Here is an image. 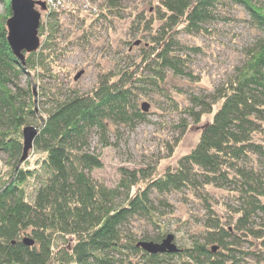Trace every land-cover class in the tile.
I'll list each match as a JSON object with an SVG mask.
<instances>
[{"label": "trees", "instance_id": "trees-1", "mask_svg": "<svg viewBox=\"0 0 264 264\" xmlns=\"http://www.w3.org/2000/svg\"><path fill=\"white\" fill-rule=\"evenodd\" d=\"M117 1L101 2L90 20L110 19L118 9ZM157 1L154 16L145 20L146 26L158 21L152 35L157 46L149 56L160 72L163 67L182 72L179 64L184 62L174 54L178 46L174 32L200 29L215 15L216 6L227 0ZM233 1L248 8L262 36L248 47L238 71L215 86L199 110L191 111L195 121L211 113L196 143L174 168L162 172L146 165L131 170L121 167L122 175L113 187L89 174L102 165L89 138L94 133L98 144L108 145L109 123L145 118L127 79L131 73L107 71L85 91L54 92L40 84L41 107L36 110L33 90L21 87L17 80L28 68L46 66L44 51L53 53L59 13L83 16L72 9L47 10L46 21L38 26V36H44V41L39 48L23 51V61L7 43V16L0 20V151L6 153L10 165L7 182L0 185V264H227L241 258V253H251L241 248V240L248 236L258 240L264 253V217L253 224L254 216L264 214V5ZM31 117L38 127L31 148L40 154L33 167H19L21 127ZM251 156L262 163L261 169L247 163ZM29 177L38 180L30 198L24 189ZM206 184L235 192L237 217L230 226L212 216L214 211L206 201L209 215L203 232L174 252H147L125 230L132 216H142L158 230L140 238L160 240L167 232L161 227L163 213L151 191L162 197L184 188L199 191ZM26 236L32 243L24 242Z\"/></svg>", "mask_w": 264, "mask_h": 264}, {"label": "rangeland", "instance_id": "rangeland-1", "mask_svg": "<svg viewBox=\"0 0 264 264\" xmlns=\"http://www.w3.org/2000/svg\"><path fill=\"white\" fill-rule=\"evenodd\" d=\"M90 1L97 5L98 12L104 0ZM252 1L264 5V0ZM157 3V0H118V9L110 19L101 17L94 22L90 20L93 13L86 10L79 11L83 18L59 13L60 25L52 40L53 53L48 49L44 51L46 66L28 68L17 80L21 87L33 90L35 107L39 110L40 84L54 92L69 88L85 91L107 71L126 69L131 73L132 77L127 79L132 83L133 97L145 118L131 123H109L107 134L111 143L108 145L98 144L94 133L89 138L90 148L99 152L102 161V165L91 169L89 174L110 187L118 183L121 167L131 170L154 166L157 173L174 168L178 158L196 143L201 125L211 117V113L202 114L195 121L191 111L199 110L214 87L238 71L246 60L248 47L262 36V31L251 20L248 8L242 2L227 0L216 6L215 15L203 22L200 29L187 32L178 28L174 32L178 42L174 54L184 62L179 64L183 71L163 67L160 72V67L149 56L157 46L152 35L158 21L145 25V20L154 16L152 10ZM8 4L9 0H0V20L10 15ZM44 5V8L35 6L43 23L49 9L45 2ZM43 41L44 36L39 35V46ZM77 71L81 72L74 78ZM198 97L203 103L197 100ZM143 102L146 109H142ZM28 124L35 125V118L31 117ZM39 154L30 148L19 167H33ZM253 157L247 163L261 169L262 163ZM7 158L6 153L0 151V185L7 182L9 176ZM37 184L38 180L32 177L26 180L27 197L33 195ZM158 195L151 191L154 203L163 213L161 227L165 232L173 233L178 249L203 232L209 215L206 201L214 211L212 216L218 217L222 225L230 226L237 217L233 211L238 205L235 192L215 184H206L199 191L184 188L169 191L162 197ZM158 198H162L165 205L158 203ZM263 217L261 213L254 216L253 224L262 221ZM125 227L137 239H141L143 233L153 235L158 230L138 215L132 216ZM249 237L241 240V248L251 253L243 256L241 253V258L227 264H264V253L258 247V240Z\"/></svg>", "mask_w": 264, "mask_h": 264}, {"label": "water", "instance_id": "water-1", "mask_svg": "<svg viewBox=\"0 0 264 264\" xmlns=\"http://www.w3.org/2000/svg\"><path fill=\"white\" fill-rule=\"evenodd\" d=\"M39 5L44 8L42 0H9L10 15L6 18V39L12 52L23 61V51H32L39 46L38 26L40 22V11L35 7ZM81 71L74 74L76 78ZM142 109H146V103H141ZM38 132V127L33 124H25L21 128L22 149L19 161H22L32 147L33 139ZM173 233L167 232L160 240L139 239L136 242L147 252H174L178 250L173 241ZM25 243H32L27 236L23 238ZM215 249V246H212Z\"/></svg>", "mask_w": 264, "mask_h": 264}, {"label": "built area", "instance_id": "built-area-1", "mask_svg": "<svg viewBox=\"0 0 264 264\" xmlns=\"http://www.w3.org/2000/svg\"><path fill=\"white\" fill-rule=\"evenodd\" d=\"M48 10L54 9H62V10H86V12L89 13H95L97 12V5H95L90 0H44ZM83 7L85 9H83Z\"/></svg>", "mask_w": 264, "mask_h": 264}, {"label": "bare ground", "instance_id": "bare-ground-1", "mask_svg": "<svg viewBox=\"0 0 264 264\" xmlns=\"http://www.w3.org/2000/svg\"><path fill=\"white\" fill-rule=\"evenodd\" d=\"M44 2V1H43ZM36 6V5H35ZM7 35V34H6ZM7 40V39H6ZM8 43V42H7ZM12 51V50H11ZM13 53V52H12ZM14 54V53H13ZM15 55V54H14ZM16 56V55H15Z\"/></svg>", "mask_w": 264, "mask_h": 264}]
</instances>
